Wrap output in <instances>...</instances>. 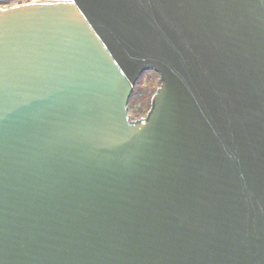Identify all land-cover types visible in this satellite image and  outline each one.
Returning a JSON list of instances; mask_svg holds the SVG:
<instances>
[{"label":"water","instance_id":"obj_1","mask_svg":"<svg viewBox=\"0 0 264 264\" xmlns=\"http://www.w3.org/2000/svg\"><path fill=\"white\" fill-rule=\"evenodd\" d=\"M0 264H264V0L0 10Z\"/></svg>","mask_w":264,"mask_h":264},{"label":"rangeland","instance_id":"obj_2","mask_svg":"<svg viewBox=\"0 0 264 264\" xmlns=\"http://www.w3.org/2000/svg\"><path fill=\"white\" fill-rule=\"evenodd\" d=\"M162 85L161 75L155 70L145 71L137 81L134 95L129 100L128 114L134 121L146 118L157 90ZM137 93L139 95H137Z\"/></svg>","mask_w":264,"mask_h":264},{"label":"built area","instance_id":"obj_3","mask_svg":"<svg viewBox=\"0 0 264 264\" xmlns=\"http://www.w3.org/2000/svg\"><path fill=\"white\" fill-rule=\"evenodd\" d=\"M47 1H57V0H0V10L9 9L12 7H18V6L27 5V4L47 2ZM130 120L132 122L139 121V120L134 121L131 116H130Z\"/></svg>","mask_w":264,"mask_h":264},{"label":"trees","instance_id":"obj_4","mask_svg":"<svg viewBox=\"0 0 264 264\" xmlns=\"http://www.w3.org/2000/svg\"><path fill=\"white\" fill-rule=\"evenodd\" d=\"M136 87H137V86H135L134 89H133V92H132L133 95H134V93H135V89H136ZM137 95H139V94L137 93ZM152 107H153V100H152V104H151V106H150L149 109H152ZM149 111H150V110H149ZM149 117H150V116H149V113H148L147 116H146V118H144L143 120L141 119V120H139V121H137V122H132V123H135V124H137V123L145 124V123L148 121Z\"/></svg>","mask_w":264,"mask_h":264},{"label":"flooded vegetation","instance_id":"obj_5","mask_svg":"<svg viewBox=\"0 0 264 264\" xmlns=\"http://www.w3.org/2000/svg\"><path fill=\"white\" fill-rule=\"evenodd\" d=\"M151 110H152V109H150L149 114L151 113Z\"/></svg>","mask_w":264,"mask_h":264}]
</instances>
